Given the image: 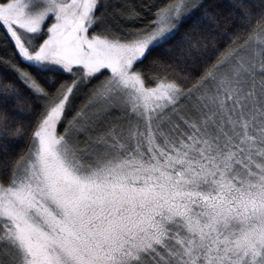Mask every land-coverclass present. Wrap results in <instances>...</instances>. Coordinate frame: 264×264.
Wrapping results in <instances>:
<instances>
[{
	"label": "snow or ice",
	"instance_id": "6c2138e0",
	"mask_svg": "<svg viewBox=\"0 0 264 264\" xmlns=\"http://www.w3.org/2000/svg\"><path fill=\"white\" fill-rule=\"evenodd\" d=\"M0 264H264V0H0Z\"/></svg>",
	"mask_w": 264,
	"mask_h": 264
},
{
	"label": "trees",
	"instance_id": "16d2710c",
	"mask_svg": "<svg viewBox=\"0 0 264 264\" xmlns=\"http://www.w3.org/2000/svg\"><path fill=\"white\" fill-rule=\"evenodd\" d=\"M131 2L133 3H136V4H139L142 2V0H131ZM223 3H228L229 0H222ZM21 147H24V145H21Z\"/></svg>",
	"mask_w": 264,
	"mask_h": 264
}]
</instances>
